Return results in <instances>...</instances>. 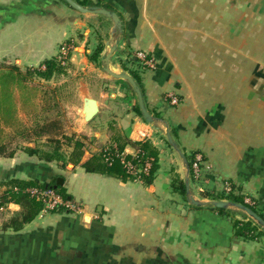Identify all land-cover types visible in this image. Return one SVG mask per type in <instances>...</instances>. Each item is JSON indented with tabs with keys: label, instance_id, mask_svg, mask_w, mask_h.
Here are the masks:
<instances>
[{
	"label": "crops",
	"instance_id": "crops-1",
	"mask_svg": "<svg viewBox=\"0 0 264 264\" xmlns=\"http://www.w3.org/2000/svg\"><path fill=\"white\" fill-rule=\"evenodd\" d=\"M78 1L117 14L121 32L111 38L109 19L60 0H0V60L32 67L62 53L63 41H76L81 109L84 98L98 106L91 121L82 116L83 128L63 133L83 137L80 159L64 169L23 148L0 157V193L10 181L56 178L79 206L41 212L14 231L4 226L19 206L0 205V264H264V234H235V222L256 225L242 211L194 206L171 190L174 176L184 181L186 166L155 126L165 130L166 122L182 154L205 163L199 180L189 181L195 200L227 201L231 194L264 220V0ZM106 43L115 48L111 71L138 75L153 124L136 113L129 85L104 72ZM99 45L100 66L88 60ZM137 53L152 66L130 62ZM127 142H149L157 151L150 184L84 170L107 148L122 147L129 158L135 150ZM66 149L69 160L73 149ZM201 192L224 199L201 198Z\"/></svg>",
	"mask_w": 264,
	"mask_h": 264
},
{
	"label": "trees",
	"instance_id": "trees-1",
	"mask_svg": "<svg viewBox=\"0 0 264 264\" xmlns=\"http://www.w3.org/2000/svg\"><path fill=\"white\" fill-rule=\"evenodd\" d=\"M60 1L63 2V0ZM74 1L82 6L87 5V3L85 4V2H79L78 0ZM101 51L102 46H97L89 55V62L100 66L99 62ZM137 60V58L136 60L131 58L130 62H137ZM61 63L62 60L56 57L43 61L41 65L35 69L28 68L25 70H21L16 66H12L0 70V157L10 158L13 155V152L6 153L8 142H5L2 139L1 134L3 128L1 124L3 121H5V124H7L6 121H12L15 118V107L13 102L14 91L26 89L27 84L30 83L34 78H38L43 81H49L52 77L63 74L64 70L63 65ZM123 70L126 71L124 66ZM129 75L133 78L137 86L140 88L138 75L135 72H129ZM135 111L137 114L140 115V111L137 105L135 106ZM50 129H55V132L60 133V128L58 126L57 121H45V123H43V125L40 127V132L37 133L32 140L37 141L39 138L42 137H50V135L48 134L50 132ZM49 137L47 138V143L44 144V146L52 145L54 147H52L53 149L51 148L50 150H38L37 147L25 146L23 148V151L27 155L39 157L40 160H43L45 162H62V165L65 166V158L64 156H62L61 153L58 152V150L61 148V145L59 143L60 140H51ZM59 139H62V141H66V147H71L73 149V153L70 156L69 162H72L74 159L79 160L82 155L83 148V142L81 141V139L77 138L74 135L64 136L63 133H60ZM127 144L132 145L135 150L134 152H136L137 155L140 156L139 158L141 160L139 162H136V165L139 166L141 162H143L145 159H152V166L149 173L147 175H140V181L147 185L150 184L153 181L154 173L156 170L157 151L151 146L149 142H127ZM120 152H122V147H114L112 149L107 148L106 150L102 151L98 157H94L89 161H86L83 164V168L86 172L89 173H100L108 175L112 174L113 176H118L122 178L127 176L133 178L126 173L124 166L120 163L119 159L115 157V155L119 154ZM195 156L196 154L194 153L184 155L185 160L187 162V166L189 168V181L193 183L199 180V178L196 179L194 177L192 170V164L195 161ZM56 180L57 179L54 178L48 183L40 182L38 180L22 182L10 181L2 185L5 189L4 191H2V193H0V205L14 203L20 208V212L16 216L11 218L10 221L4 226V228H11L14 231H19L23 228L24 225L33 221L44 210V202L40 199L35 198L34 196H31V189L43 190L49 188L57 195H59L63 201L69 202L75 207H79L77 203L74 202L73 199L70 198V196L65 192L62 186L56 183ZM59 189H61V191ZM171 190L183 198L187 197L185 193L184 181L179 180L177 176H174L171 180ZM200 197L210 200L224 199V196L218 197L216 195H213V193L211 192H201ZM225 200L231 203L244 205L256 213V211L251 205L244 203L241 199L235 197L234 195L232 196L231 194H228L225 197ZM208 207L222 213L228 211L227 209H217L212 206ZM48 212L57 214L71 213L69 210L61 206L56 207ZM234 228L235 234L244 239H251L254 237L256 238L258 235L264 234V232L262 231L259 232V226L252 225L251 223L235 222Z\"/></svg>",
	"mask_w": 264,
	"mask_h": 264
},
{
	"label": "rangeland",
	"instance_id": "rangeland-1",
	"mask_svg": "<svg viewBox=\"0 0 264 264\" xmlns=\"http://www.w3.org/2000/svg\"><path fill=\"white\" fill-rule=\"evenodd\" d=\"M75 42L63 41L59 45L62 47V53L59 54L57 51L56 56L51 57H57L62 60L63 74L54 76L49 81L34 78L27 84L26 89L14 91L15 118L12 121H6L7 124H5V121L1 124L3 128L2 139L8 142L6 153H16V151L22 150L25 146L37 147L38 150H50L53 147L52 145L44 146L49 136L39 138L37 141L32 140L40 132V127L45 121H57L60 133L70 132L72 128L77 130L83 128V125L81 126L83 122L81 121L82 115L80 112L81 98H83V65L79 63V59L82 56H76L78 53L74 51ZM82 48L83 46L80 48L81 54L83 53ZM70 58L75 60L71 61ZM41 63L32 67H20L13 60H0V70L12 66H16L21 70L35 69ZM155 126L158 127L161 133L165 134L164 127L157 123ZM60 133L55 132V129H50L48 134L51 140H60L61 148L58 152L62 156L67 157V154L64 153L67 151L65 145L67 142L59 139ZM76 137L83 142V137L80 134L76 135ZM64 163L66 166L69 160L65 159ZM61 167L64 169V165H61ZM68 168H71V165ZM59 190L61 191V189Z\"/></svg>",
	"mask_w": 264,
	"mask_h": 264
},
{
	"label": "water",
	"instance_id": "water-1",
	"mask_svg": "<svg viewBox=\"0 0 264 264\" xmlns=\"http://www.w3.org/2000/svg\"><path fill=\"white\" fill-rule=\"evenodd\" d=\"M63 2H65L66 5H68L71 9L77 11L78 13L100 15V16H103V17L109 19L112 22L111 36H110L111 38L115 33L121 32V22H120L119 17L117 16V14L110 12L106 9L100 8V7H84L80 4H78L77 2H75L74 0H63ZM106 47L108 48V53L104 58V61L106 63V66L104 67V72L108 76H110L111 78L116 79V80L125 81L129 85V87L131 88V90L133 91V93L135 95L137 107L140 111L141 117L148 124H153L156 121V119L153 118L148 113V111L146 110L144 102H143L141 90L137 86V84L135 83L133 78L126 73H114L109 68V59H110L111 55L113 54L115 48L111 47L109 45V43H106ZM97 113H98V106H97L95 100L90 99V98H84L83 99V106L81 109V114L83 116V119L86 122H89L97 115ZM164 126H165V139H166L168 145L178 154V156L181 158L182 162L186 166L187 175L184 178V187H185V193L189 199L190 204H192L194 206H203V205L207 204V205H210V206L217 208V209L235 208L239 211H242L249 219H251L253 222H255V224L257 226H259L261 228V230L264 232V220L258 214H256L253 210H251L250 208H248L244 205L235 204V203H231V202H227V201L200 202V201L195 200L193 198V196L190 194V190H189V168L187 166V162L185 160V157L182 154V152L178 149L175 142L172 140V137L170 135L169 128H168L166 122H164ZM56 183L59 185H62V180L57 179Z\"/></svg>",
	"mask_w": 264,
	"mask_h": 264
},
{
	"label": "built area",
	"instance_id": "built-area-1",
	"mask_svg": "<svg viewBox=\"0 0 264 264\" xmlns=\"http://www.w3.org/2000/svg\"><path fill=\"white\" fill-rule=\"evenodd\" d=\"M136 58L143 66L147 68H150L152 66V60L145 54L137 53ZM115 157L118 158L120 163L124 166L126 173L136 180L140 181V175H147L151 170L152 159H145L139 166L135 164L136 162H139L141 160L139 158L140 156H138L136 152L131 154L129 158L127 154L123 152L116 154ZM204 165L205 163L203 162L201 156L196 155L195 161L192 164L193 174L196 179L200 178V174L204 169ZM225 192H229L228 187L225 189ZM30 194L31 196H34L35 198L40 199L44 202L45 206L44 210L42 211L43 213L51 211L59 206L69 210L70 212L76 211L78 209V207L73 206L69 202L63 201L59 195H57L49 188L43 190L31 189Z\"/></svg>",
	"mask_w": 264,
	"mask_h": 264
}]
</instances>
